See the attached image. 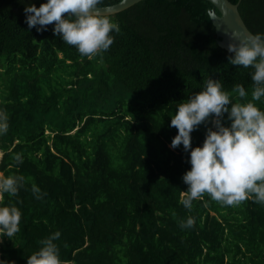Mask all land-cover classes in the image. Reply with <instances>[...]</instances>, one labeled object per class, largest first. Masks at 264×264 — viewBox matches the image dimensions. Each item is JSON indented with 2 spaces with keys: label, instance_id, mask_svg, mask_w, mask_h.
Listing matches in <instances>:
<instances>
[{
  "label": "trees",
  "instance_id": "1",
  "mask_svg": "<svg viewBox=\"0 0 264 264\" xmlns=\"http://www.w3.org/2000/svg\"><path fill=\"white\" fill-rule=\"evenodd\" d=\"M214 7L142 0L111 15L121 33L89 59L54 34V23L29 30L21 0H0V113L8 117L0 170L24 177L17 195L1 193L0 204L22 212L1 259L26 264L58 231L62 264H264V204L225 206L207 193L190 210L180 203L191 164L190 150L171 147L178 105L209 78L230 93L242 84L249 95L233 94L234 102L252 99L255 70L229 62L207 14ZM239 9L253 33H264V0H241ZM255 103L264 109V98ZM223 122L231 124L227 114ZM209 127L193 131V148ZM189 217L194 226L182 228Z\"/></svg>",
  "mask_w": 264,
  "mask_h": 264
},
{
  "label": "clouds",
  "instance_id": "2",
  "mask_svg": "<svg viewBox=\"0 0 264 264\" xmlns=\"http://www.w3.org/2000/svg\"><path fill=\"white\" fill-rule=\"evenodd\" d=\"M21 2L25 4L29 30L36 28L43 32L54 23V34L89 59L110 49L115 40L112 33H121L119 22L110 14L94 11L102 0H44L38 7L28 0ZM207 14L214 22L216 12L210 8ZM227 51L232 65L254 68L252 99L234 102L233 94L241 99L249 95L242 84L230 93L219 80L209 78L200 92L178 105L171 119L170 126L178 129L171 147L175 149L182 144L185 152L190 150L191 168L183 175L188 188L180 199L189 210L205 193L225 206H238L250 198L264 204V109L255 103L264 98V33L242 35L233 31ZM225 114L230 125L223 122ZM209 120L214 127L208 128L203 145L193 148V131ZM7 131L8 117L0 113V135ZM14 159L22 162L19 154ZM23 182V176L0 175V193L15 196ZM32 192L41 198L37 185L33 184ZM21 218L22 212L16 206L0 204V241L5 236L12 239L16 236ZM180 226L193 227V218ZM60 235L57 231L43 240L39 250L27 257L26 264H62L59 247L54 242ZM0 264L9 262L0 259Z\"/></svg>",
  "mask_w": 264,
  "mask_h": 264
},
{
  "label": "water",
  "instance_id": "3",
  "mask_svg": "<svg viewBox=\"0 0 264 264\" xmlns=\"http://www.w3.org/2000/svg\"><path fill=\"white\" fill-rule=\"evenodd\" d=\"M140 1L142 0H123V2L120 0L112 5H98L97 9H94V11L98 10L101 13L113 15ZM209 1H211L215 6L212 9L216 12L217 17L215 18L213 24L215 25L216 33L219 37L218 43L221 47L227 50V45L232 38L233 31H239L242 35H250V33L255 34L248 27L240 12L239 5L241 0L238 2H233L231 0H216L215 3L213 0Z\"/></svg>",
  "mask_w": 264,
  "mask_h": 264
},
{
  "label": "rangeland",
  "instance_id": "4",
  "mask_svg": "<svg viewBox=\"0 0 264 264\" xmlns=\"http://www.w3.org/2000/svg\"><path fill=\"white\" fill-rule=\"evenodd\" d=\"M2 155H3V152H2V150L0 149V160H1ZM0 175L3 176V172H2L1 170H0ZM1 197H2V194L0 193V199H1ZM1 242H2V241H0V246H1ZM0 259H1V253H0Z\"/></svg>",
  "mask_w": 264,
  "mask_h": 264
}]
</instances>
